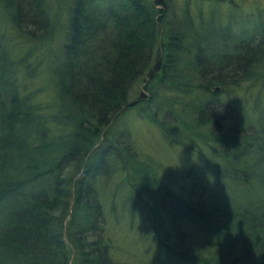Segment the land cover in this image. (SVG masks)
Masks as SVG:
<instances>
[{
    "label": "trees",
    "instance_id": "16d2710c",
    "mask_svg": "<svg viewBox=\"0 0 264 264\" xmlns=\"http://www.w3.org/2000/svg\"><path fill=\"white\" fill-rule=\"evenodd\" d=\"M111 1L117 5L74 0L70 7L57 70L62 107L55 115L61 125L54 123V128L62 132H50L30 102H19L11 76L21 60L8 63L0 58V264H117L103 235V210L94 185L98 174L108 175L103 164L110 154L117 155L123 165L131 161L129 185L153 211L170 217L177 231L191 224L211 236L207 257L214 260L212 264H264V127L261 131L250 125L237 127L226 136L217 98L221 90L210 92L216 85L225 89L249 78L248 72L241 75L240 70L252 67L256 54H264V33L255 46L241 34L235 53L219 56L215 64L220 70L226 68L225 76L213 75L205 61H199L194 85L174 66L178 54L170 47L176 44L179 49V42H173L171 35L164 41L162 14L168 1ZM0 6L1 18L6 17L19 36L35 37L41 29L39 36L46 37L49 23L43 0H0ZM143 76L147 85L154 80L160 83L155 93L150 92L153 96L167 89V83L177 85L175 90L182 94L195 87L212 94L199 103L193 126L206 135L182 137L175 122L159 124L166 139L179 137L182 144H198L199 153L207 148L217 156L212 160L220 191L214 199L217 203L173 193L135 163L133 145L118 150L108 140L119 116L137 104L145 109L150 103L142 93L128 101L132 87ZM121 152H127V158ZM70 162L76 167L73 179L64 177ZM258 166L263 168L261 175ZM241 189L253 192L248 195L251 199L242 201ZM191 227L184 226L180 235ZM197 261L211 264L205 256Z\"/></svg>",
    "mask_w": 264,
    "mask_h": 264
},
{
    "label": "rangeland",
    "instance_id": "374dc122",
    "mask_svg": "<svg viewBox=\"0 0 264 264\" xmlns=\"http://www.w3.org/2000/svg\"><path fill=\"white\" fill-rule=\"evenodd\" d=\"M73 1L43 0L49 27L46 37L42 39L39 36L41 29L36 32L39 37L19 36L7 18L3 20L0 15V58H5L8 63L21 60L13 66L11 76L16 84L13 89H17L19 102L21 99L30 102L36 114L50 127L49 131L54 129L55 134L62 132L54 128L57 127L54 123H59L55 116L57 109L62 107V99L57 91V70L63 59V44L66 42ZM167 1V8L162 14L166 32L164 41H169L168 35H171L173 42H179V49L176 44V48L170 47L178 54L174 66L177 73L188 76L191 82L197 74L199 61H205L203 64L213 75L229 74L226 68L221 66L220 70L219 65L215 64L219 56L235 53L234 48L241 42V34L248 36L246 41L250 40L255 46L260 40V33H264V0ZM116 3L103 0L104 5L112 7ZM0 12H4L1 6ZM181 36L182 39L178 38ZM260 54L262 55L256 54L258 56L251 61L252 67L240 70L241 75L249 73L246 81L225 89L213 85L215 89L210 91L221 90L217 98L223 112L221 129L226 136L233 135L231 130L237 127L255 126L256 131H261L264 127V54ZM223 63L226 66V62ZM144 79L147 78L143 76L134 84L128 101H133L142 93L146 95V101L151 99L150 103L145 109L137 104L119 116L112 125L108 140L118 150L133 145L136 150L135 163H140L147 176L152 180L156 178L158 183L167 186L173 193L188 199L217 203L214 199L220 191H217L219 183L212 163L217 156L207 148L199 153L198 144H182L179 137L177 139L171 136L166 139L159 124L171 126L175 122L182 137L197 133L206 135V131L197 132L193 126H196L199 103L211 98L212 94L199 91L196 87L189 94H182L175 90L177 85L167 83V89H160V93L153 96L150 92L155 93L161 87L160 83L154 80L147 85ZM193 83L195 85L197 82ZM227 84L228 82L225 85ZM64 113L66 112L62 110L60 114L64 116ZM122 132L124 135L120 134ZM126 140L128 143L121 142ZM199 142L203 143L204 138H200ZM127 156V152H121L122 158ZM106 162L103 166L108 175L98 174L94 178V185L103 210V235L115 263L198 264V256H205L211 264L214 262L207 257L210 252L208 246L212 241L210 235L186 224V228L193 227L181 236L184 226L177 231L171 224L170 217L163 211L162 215L153 211L150 204L143 201V195L141 198L131 188L129 184L132 182L126 179L130 173L131 161L123 165L117 155L114 157L110 154ZM64 169V177H76L73 162ZM259 170L261 166L256 168L258 175H261L263 168L261 172ZM245 192V189L238 191L244 202L245 197L251 199L248 195L254 194ZM257 208L260 207L257 205ZM159 223L163 225L160 226ZM168 246L176 251L175 255Z\"/></svg>",
    "mask_w": 264,
    "mask_h": 264
}]
</instances>
